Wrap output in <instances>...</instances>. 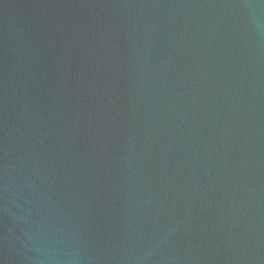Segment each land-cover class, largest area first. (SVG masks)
I'll return each mask as SVG.
<instances>
[{"label": "water", "instance_id": "obj_1", "mask_svg": "<svg viewBox=\"0 0 264 264\" xmlns=\"http://www.w3.org/2000/svg\"><path fill=\"white\" fill-rule=\"evenodd\" d=\"M0 264H264V0H0Z\"/></svg>", "mask_w": 264, "mask_h": 264}]
</instances>
